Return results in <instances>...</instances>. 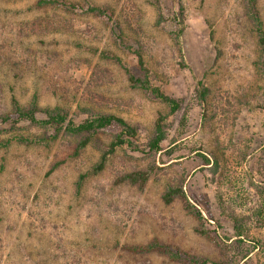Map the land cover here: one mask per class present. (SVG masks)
<instances>
[{"label":"rangeland","instance_id":"obj_1","mask_svg":"<svg viewBox=\"0 0 264 264\" xmlns=\"http://www.w3.org/2000/svg\"><path fill=\"white\" fill-rule=\"evenodd\" d=\"M37 1L0 0V114L11 112L12 97L28 106L36 96L39 107L61 106L77 121L86 117L79 106L90 105L137 126L143 149L165 106L131 87L123 67L102 56H119L140 73L137 49L155 84L189 111L174 117L176 143L164 142L166 149L178 145L172 155L125 146L101 170L95 146L75 155L72 137L61 133L46 146L33 142L41 129L0 118V143L11 141L0 146V264H257V250L243 259L237 243L254 212L261 216L245 235L264 238L257 191L264 181V73L244 0H68L75 10ZM257 3L264 19V0ZM88 4L108 7L114 20L85 13ZM179 26L182 48L173 38ZM200 81L210 89L206 107L195 102ZM153 164L145 186L116 184L120 173ZM169 184L183 185L204 219L184 199L166 204ZM154 239L181 258L128 247Z\"/></svg>","mask_w":264,"mask_h":264},{"label":"trees","instance_id":"obj_2","mask_svg":"<svg viewBox=\"0 0 264 264\" xmlns=\"http://www.w3.org/2000/svg\"><path fill=\"white\" fill-rule=\"evenodd\" d=\"M257 0H244V7L246 13L256 31L258 47L260 50L259 66L264 73V19L261 12L258 9ZM36 5L38 7H54L59 9L75 10L76 5L68 0H38ZM84 12L87 14H94L98 17L114 20L113 12L108 7H101L98 5L88 4L85 7ZM182 13V11L180 12ZM180 14H176L173 17V22L180 25ZM165 17L162 8L159 7V23L164 21ZM183 28L180 26L178 30L173 32V38L176 45L182 48V36ZM124 42V41H123ZM128 48L132 49L130 45ZM182 51V49H181ZM137 55L138 65L140 73H136L132 68L123 61V59L116 55H109L103 53L102 56L109 58L120 64L125 70L130 86L133 88L141 89L150 100H154L162 103L165 106V110L160 111L150 134L147 136V141L143 144L144 148L139 143V129L137 126L131 124L125 117L116 114L114 112L104 111L98 108L91 107L90 105L79 106L78 111L80 114H84L86 117L80 121L75 120L69 115V112L61 106L53 108L46 107L41 108L38 105L37 97L35 96L28 106H23L16 97H12V110L10 113L0 114V118L4 122L10 121L13 126H17L20 122H27L29 125L39 128L43 131V135H38L37 140L33 142L49 145L51 140H55L61 133L72 137L74 139V154L79 155L88 146L93 145L101 152L100 161L98 163V170L103 169L110 156L115 154L118 149L125 146H129L134 150L146 151L148 155L156 157L157 154L162 153L166 155H172L178 145L166 149L164 147L165 141L175 142L176 137H171V128L174 125V117L179 113L184 112V116L189 108L185 105L183 99L177 98L168 94L160 86L156 85L154 78L151 74L149 67L147 66L144 55L140 49L134 51ZM181 66L183 68H190V64L186 63L182 58ZM210 89L200 81L197 87V96L195 98L196 104L206 107ZM42 111L44 116H39L38 113ZM189 111V110H188ZM185 121V122H184ZM186 117L183 122L186 125ZM52 130V135H47V132ZM103 134H108L111 137L109 143H106L102 139ZM183 134V131L179 133V136ZM19 141H26V138L19 137ZM11 141L6 143H0V146H6ZM196 151L207 164L212 163V159L209 158L200 148H195ZM215 165H218L217 161H214ZM213 163V164H214ZM58 166V163L53 165L50 172ZM155 165H151L147 168H136L133 170H127L120 173L116 178L117 183L128 182L133 185L145 186L151 178ZM264 175V163L263 171ZM81 176L77 181V188L82 185ZM261 185H257V191L261 196V204H264V181ZM177 198H181L187 201V209L195 214L199 219H204V214L197 206H195L189 199L187 192L183 185L169 184L166 191L163 194V200L166 204L172 203ZM261 216V213H255L245 217V222L240 226L244 229L237 232V243L239 244L242 258H248L254 251L257 250V264H264V238L249 237L245 235V229L250 231V224H252L256 217ZM222 228V227H221ZM203 234H208L205 229H200ZM130 250L137 253H147L151 251H160L167 253L173 259H180V254L177 251L172 250L169 246L161 243L158 239H154L147 244L128 246ZM197 261V260H196ZM195 261V262H196ZM205 262V260L203 261ZM214 264H238L233 261H216Z\"/></svg>","mask_w":264,"mask_h":264}]
</instances>
